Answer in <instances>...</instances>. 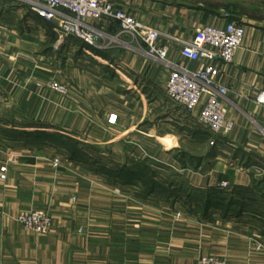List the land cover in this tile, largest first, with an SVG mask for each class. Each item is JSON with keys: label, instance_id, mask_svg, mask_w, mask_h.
<instances>
[{"label": "crops", "instance_id": "0c3cea01", "mask_svg": "<svg viewBox=\"0 0 264 264\" xmlns=\"http://www.w3.org/2000/svg\"><path fill=\"white\" fill-rule=\"evenodd\" d=\"M113 1L162 33L167 60L151 57L143 45L129 47L117 21L96 26L109 40L119 37L121 48L96 49L74 36L59 41L52 23L18 0H0V168L8 165L7 179L0 178V264H198L209 254L226 264H264V227L246 220L242 198L240 215L236 206L208 208L206 201L224 193H183L178 179L156 170L176 165L184 175L199 176L200 183L190 185L202 190L223 181L252 185L249 163L264 165V107L256 101L264 92V13L233 11L246 35L219 78L229 88L234 128L214 136L199 125L202 105L193 112L176 107L166 82L175 67H198L181 56L177 40L192 38L201 25L224 26L221 7L194 0ZM52 81L68 92L52 90ZM153 101L165 109L155 120L148 114ZM135 103L143 107L140 115ZM143 129L162 146L156 163L126 151L128 139ZM37 132L85 134L76 143L81 158L27 135ZM186 143L199 151L198 159ZM148 178L159 187L151 189ZM24 210L49 211L51 232L25 229L16 220Z\"/></svg>", "mask_w": 264, "mask_h": 264}, {"label": "built area", "instance_id": "2783aa9c", "mask_svg": "<svg viewBox=\"0 0 264 264\" xmlns=\"http://www.w3.org/2000/svg\"><path fill=\"white\" fill-rule=\"evenodd\" d=\"M36 13L43 20L54 25L59 41L74 36L98 49L110 46L100 44L99 39L105 35L96 22L106 19L117 21L120 25L119 35H128L132 41L143 45L146 52L154 58L167 60L168 50L160 43L162 33L138 20L127 9L120 8L113 0H18ZM224 26L205 24L198 26L192 38L177 41L180 43L181 56L199 65L191 70L175 67L166 82L168 98L188 112H193L202 105L199 113L201 124L214 136H227L234 128V122L228 118L226 99L229 88L220 81L222 66L233 62L236 52L241 48L246 35L244 23L233 18V14L221 10ZM49 87L61 94L68 92V86L58 81L49 83ZM264 107V92L256 98ZM118 115L112 113L110 123L117 121ZM15 157L11 161H14ZM56 159L55 163H59ZM8 165L0 168V178L7 179ZM25 229L46 235L53 228V217L47 210H24L17 217ZM198 264H225L214 256H203Z\"/></svg>", "mask_w": 264, "mask_h": 264}, {"label": "rangeland", "instance_id": "374dc122", "mask_svg": "<svg viewBox=\"0 0 264 264\" xmlns=\"http://www.w3.org/2000/svg\"><path fill=\"white\" fill-rule=\"evenodd\" d=\"M194 1H198V2L203 3L205 5H210L209 3H211V4L214 3V5H219V7H221L222 10L229 11L232 14H233V11H240V9H244L250 13H253V14L255 13V14H259V15H261V13H264V9L263 10L261 9V0H194ZM53 29H54V25H53ZM119 33H120V31H119ZM122 35L124 36L123 38L129 39V40H126L129 42V43L127 42L128 43L127 45L129 47H130V45H136V46L138 45V43L135 41H132V39L128 35H125V34H122ZM109 41H110L109 38L105 35H103V37L101 39H99L100 44H105V43H108ZM115 46H120V48H121V45L117 41H113L110 43V48H112V49L113 48L114 49L119 48V47H115ZM108 88L113 89V85L108 86ZM128 88L129 87L127 84L125 86L123 85L122 86L123 93L126 92V90ZM169 102H170V100H169ZM152 103L154 105L153 106L151 105V107H149L148 114H149V116L151 115V118L153 120H155L156 117L160 113H162L165 109L163 110L161 108L162 106L159 105L160 102H159V104H158V102H155V101H153ZM171 104H172V102H170L169 106H171ZM173 104H175V103H173ZM165 105H166V102H165ZM133 106L139 110L138 114L140 115V112L143 110V107L141 106V104L135 103V105L133 104ZM175 106L178 107L179 105L175 104ZM179 108H181V106H179ZM98 123H99V121H98ZM100 124L102 126L105 125L103 122L102 123L100 122ZM145 125L147 126V119L143 121V123L141 124V127H146ZM199 125L201 128H203L202 130H205L206 133H208V135L210 134V132L207 129H205L203 126H201L200 123H199ZM145 129L141 130L142 132L136 133L137 136H134L132 139H128L129 142L126 143L127 146L125 148H126V151L132 150V152H135L137 157H140L144 160H145V158H148V159H150L156 163V162H158L157 161V159H158L157 155L158 154L161 155V152H163V149H162V146L159 143V141H157L158 139H156V137H150L148 134H146ZM107 130H108V128H107ZM179 131H181V128ZM163 132L162 131L159 132V135L161 138H163L162 137ZM109 134H110L109 131H106V135L108 136ZM185 134L186 135L184 138L187 140V142H190L191 141V139H189L190 135H188V133H185ZM59 135H62L66 139L73 140L76 143L77 142L78 143L83 142V139H84L83 136H85V134L82 135V134H72V133H70V134L60 133ZM93 140H95L96 142H100V140H98L95 137H93ZM88 144H90V143H88ZM94 145L100 146V144L98 145L97 143L96 144L94 143ZM185 148H187L189 151H192V153L196 156V158L199 156V155L195 154V153H199V151H197L194 148H191L187 143L185 144ZM106 149L108 150V148H106ZM95 151H99V148L95 149ZM201 152H202V154L204 152L206 153V149L204 151H201ZM95 153H97V152H95ZM156 153H158V154L156 155ZM174 158H176V155ZM255 165L256 164H254V163H251V164L249 163V166H248L249 169L251 170L250 173L253 176V183L251 186H249V187H241L240 186L237 188V187L233 186L231 184V182L223 181V182H220L219 185H212L205 190L196 189L195 187H192L190 185V183L199 184L200 183L199 182L200 181L199 176L196 177V175H194L192 173L190 175H188V174L184 175L182 172H180L177 169L176 165L171 164L170 166H168V171L166 170L163 172L160 168H157V167H156V170L161 172L160 174H162V176H171L172 175L175 179H178V180H174L175 184H176V186L179 185L183 188V193L189 192L190 189H192V190L194 189L195 192H198V191H202V192H223L224 198H222V200H224L225 202H228L232 198V195L235 194L234 196H236V198H237L236 200L238 201L239 198H242L243 202H245V204L247 206L246 209L248 210V212H250V213H247V215H245V217L247 218L246 220L252 222V224H257V221L258 222L260 221L261 222V223H259L260 229H262V227H264V165L263 166H261V165L255 166ZM189 181H192V182H189ZM163 182H166V181H163ZM203 185L208 186V184L207 183L204 184V182H203ZM240 192H242V193H240ZM249 192H257V193H249ZM257 216H259L260 218H258ZM263 231H264V228H263ZM203 256H214V255L209 254V255H203ZM214 257H216V256H214ZM225 264H226V262H225Z\"/></svg>", "mask_w": 264, "mask_h": 264}, {"label": "trees", "instance_id": "16d2710c", "mask_svg": "<svg viewBox=\"0 0 264 264\" xmlns=\"http://www.w3.org/2000/svg\"><path fill=\"white\" fill-rule=\"evenodd\" d=\"M89 45V44H88ZM91 46V45H89ZM93 47V46H91ZM95 48V47H93ZM98 49V48H96ZM29 135V137L35 138V140H42V141H53L59 145H61L63 148H65L67 150V152L69 153L70 157L72 158H81L82 154L80 152L79 146L78 144H76L75 141L73 140H69L66 139L65 137H63L62 135L59 134H46L44 132H37L34 134H27ZM140 176V175H139ZM140 178V177H139ZM145 183H150L151 185V189H155L156 187H159V183L154 180L153 178H148ZM242 193V192H240ZM244 204V202H243ZM212 205H217V206H221V207H226L229 208L232 206H236V208L234 209V213L236 215H240L241 214V210H239L237 207L242 205V202H240L239 200L237 201L235 196H232V198L227 202V205L225 204L224 200H222V198H211L208 201H206V206L209 208Z\"/></svg>", "mask_w": 264, "mask_h": 264}]
</instances>
